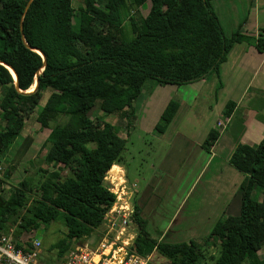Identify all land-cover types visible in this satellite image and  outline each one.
Returning a JSON list of instances; mask_svg holds the SVG:
<instances>
[{"label": "trees", "instance_id": "trees-1", "mask_svg": "<svg viewBox=\"0 0 264 264\" xmlns=\"http://www.w3.org/2000/svg\"><path fill=\"white\" fill-rule=\"evenodd\" d=\"M213 1L83 0L76 11L73 0H34L25 11L29 0H0V61L16 72L19 88L0 64V234L16 225L20 237L60 218L67 234L55 249L58 259L63 257L73 241L103 228L115 202L105 178L114 165H123L126 150L127 139L119 129L94 121L92 110L98 105L105 116L130 118L147 82L153 84L151 95L158 86L204 81L218 75L232 48L243 42L264 53V28L256 37L240 31L226 36ZM148 3V15L137 21L131 7L145 8ZM107 28L119 29L122 37L105 35ZM179 106L176 100L168 103L154 133L166 131ZM235 106L227 103L224 119ZM28 122L51 130L46 161L54 171L39 169L28 189L12 187L6 197L4 157ZM219 135L218 128L211 129L203 149L210 152ZM23 144L27 148L26 138ZM229 164L245 176L236 215L222 217L205 239L170 243L151 235L135 207L132 250L150 255L148 264H203L207 248L217 246L214 264H264V253L259 255L264 248V139L257 146L238 143ZM61 165L72 174L63 177Z\"/></svg>", "mask_w": 264, "mask_h": 264}, {"label": "rangeland", "instance_id": "rangeland-1", "mask_svg": "<svg viewBox=\"0 0 264 264\" xmlns=\"http://www.w3.org/2000/svg\"><path fill=\"white\" fill-rule=\"evenodd\" d=\"M82 5L83 0H73V7L76 11ZM212 5L215 13L219 17L222 27L225 30L224 32L229 37L234 34L231 33L233 30H235V33L238 31V28L233 29L235 28L236 23L241 22L244 24L245 20L249 17L250 11H254V9L257 11V18L256 20H253L254 22L256 21V27L254 22L250 21V25L248 26L250 34H255L260 28H264V0H218L214 1ZM150 6L151 4L148 3L145 8L136 9L131 7L130 13L137 21H139L141 18L148 15ZM105 9L110 11L111 8L108 5ZM130 32V25L127 24L125 33L127 36H130ZM104 33L105 35L113 38L122 37L119 29L115 28H107L104 30ZM235 57L236 54L233 55L232 59L234 60ZM211 83H213V77L210 78V84ZM152 86L153 84L151 82H147L145 84L141 95L133 104L135 112L130 118L123 117L121 114L105 116V114L100 111L98 105L92 110L90 116L94 119V121L100 119L115 125L119 129L121 137L127 139L126 150L123 153L124 159L122 166L127 171L130 181L138 184V190L143 189L142 193H144L147 191V187H149L150 196L156 192L158 195L162 190L167 192L170 191L171 196L172 192L177 190L179 195L183 193V197L187 194L190 184L194 183V179L191 183L189 181L186 183H180L182 179L178 180L177 177L179 172H181L180 163L175 161V164H173L175 169L173 168L172 172H167L161 168V161L165 156V151L169 149L172 143L185 138L196 141L197 134L199 138L202 134L201 131H203L205 127L207 130L208 127L205 125V119L207 115V107L212 105L213 93L209 88L206 89V92H200L194 86H182L179 88L175 86H158L155 88L157 93H155L154 97H151L149 93ZM3 92V89L0 87V98ZM181 99H184L186 104L191 107L186 110V112L189 113H184L182 109L180 114H178V118H175L174 122L170 125L165 134L152 132L154 125L158 123L159 118L168 103L171 100L180 102ZM162 102L163 104L160 106L159 104ZM248 106L254 107V102H251V104L248 103ZM156 109L157 111L155 112ZM258 110L262 115L264 109ZM183 115H185V118L181 121ZM55 124L56 123H51V126L54 127ZM50 132V129H43L38 123L28 122L23 133L15 141L13 147L7 151L4 157L6 162L1 171L2 179L6 182V197L10 194V189L12 187L28 189L32 181L38 178L36 174L39 169L54 171V168L46 161L49 151V146L46 145V139ZM25 138L28 142L27 148L23 144ZM220 149L221 146L218 150L220 151ZM221 158H223V156H221ZM223 159H216V161L209 166V168L207 167L208 170L205 177L202 178L201 183L196 185V188L193 189L189 195L184 215L193 216L196 214V209L201 210L203 208L201 206L203 199L205 198V203L208 200V197H204V190L209 187L207 180L214 178L221 167L224 168L225 164L223 163ZM199 166H203V164L199 163ZM60 167L63 168L61 173L63 177H68L72 174L68 167L64 168L62 165ZM227 167V169L225 168V170L221 172V179L222 176L224 177L225 175L231 174L230 171H234L233 175H237L238 177L239 175H242L233 166L228 165ZM193 170L196 171L195 164L190 163V169H185L184 174H187L186 178L193 175L195 172ZM118 172L120 173L119 168L115 166L111 175L110 173L109 175L107 174L108 179L107 181L105 180L107 182V185L105 182L106 187L111 186L110 180L117 177ZM177 183H179V185L175 187ZM173 197L178 200V196L174 195ZM212 198H217V196L214 195ZM173 205H171V207ZM233 210L235 211L236 209L234 208ZM231 213L234 214L233 212ZM201 214H204L203 210ZM165 224L167 223H162V225ZM162 225H158V228L161 230L164 229V226ZM215 225L216 223L208 222V220H202L201 223H185L184 226L177 229V239H169V237L166 236L163 239L170 243L184 242L191 239L202 240L210 235ZM152 226L153 223H149L147 225V230L153 237L158 239V231ZM43 229H45V232L42 234L41 238L42 248L46 253H51L52 251L53 254H56L55 245L60 240L66 238L67 234V229L63 220L59 218L57 221L47 227H44ZM134 230L136 232L135 227ZM85 241H82L81 243L83 244ZM92 241H95L94 237L89 239V242ZM207 250L208 252L205 256L206 260L203 264H214V261L219 256V249L217 246H211L210 248H207ZM263 253L264 248L259 250V255L261 257H263ZM156 264H161V260H158Z\"/></svg>", "mask_w": 264, "mask_h": 264}, {"label": "crops", "instance_id": "crops-1", "mask_svg": "<svg viewBox=\"0 0 264 264\" xmlns=\"http://www.w3.org/2000/svg\"><path fill=\"white\" fill-rule=\"evenodd\" d=\"M256 18L257 11L254 9V11H250L249 17L245 20L244 24L237 22L233 29L238 28L237 32L240 31L245 36L256 37L258 32L250 34L248 30L250 21L256 20ZM254 25L256 27V21ZM234 31L235 30L231 33H235ZM234 54H236V57L233 60L232 57ZM212 77L213 83L210 84V78ZM167 86L172 85L163 87ZM185 86H194L200 92H206V89L209 88L213 93L212 105L207 107L205 119V125L208 127L207 130L205 127L204 130L201 131L202 134L199 138L197 134L196 141L188 140L182 135L185 139H179L172 143L169 149L165 151V156L161 161V168L167 172H172V169H175L173 165L175 161L180 163L181 172L177 175L178 180L182 179L180 183H186L187 181L191 183L194 179V183L190 184L187 194L182 197L183 193L179 195L176 190L173 191L170 196V191L167 192L162 190L158 195L156 192L150 196L149 187H147V191L144 193H142L143 189L138 190V184L130 181L129 175L123 166L114 165L109 171L111 174L113 168L117 166L120 173L118 172V176L115 178H121V180L127 181L130 187H133L134 192L131 199L133 208H139L140 216L146 221L147 225L153 223L152 227L158 231L159 240H164L163 238H165V236L169 237V239H177V229L184 226L185 223H201L202 220L218 223L224 216L236 215L240 205V186L245 176L241 173L242 175L238 174V177L237 175H233L234 171H230L231 174L225 175L224 177L222 176L221 179L220 174L230 165V157L238 143L257 146L264 139V120L259 119V117L264 118V112H262L261 115L258 110L264 109V53L258 52L254 45H250L246 42L236 44L229 53L227 62L222 64L219 68L218 75L212 74L204 81ZM155 90L150 95L151 97H154L155 93H157ZM231 101L236 104L235 109L231 117L224 119L223 111L227 103ZM163 102L159 105L161 106ZM251 102H254V107L248 106V103L251 104ZM179 104L178 112L171 124L176 117L178 118V114H180L182 109L184 113H189L186 112V110L191 108L186 104L184 99H181ZM156 111L157 109L155 112ZM184 118L185 115H183L181 121H183ZM170 125L163 134L167 132ZM213 128H218L220 135L215 145L210 152H208L203 149L202 145L208 133ZM220 146L221 149L219 151L218 148ZM221 156H223L224 159L221 158ZM219 158L223 159L225 166L219 169L214 178L207 180L209 187L204 190V197H208L207 202L205 203L204 198L201 203L203 208L201 210L196 209V214L193 216L184 215L186 212L185 206L188 203L191 191L196 188V185L201 183L209 166ZM190 163L195 164L196 171L193 170L195 171L193 175L186 178L187 174H184L185 169H190ZM199 163H202L203 166H199ZM177 185H179V183H177L175 187ZM174 195L178 196V200L173 197ZM214 195H216L217 198H212ZM171 205L173 206L171 207ZM234 208L236 212L233 210ZM202 210L204 214H201ZM162 223L167 224L162 225ZM158 225L164 226V229L161 230L158 228Z\"/></svg>", "mask_w": 264, "mask_h": 264}, {"label": "built area", "instance_id": "built-area-1", "mask_svg": "<svg viewBox=\"0 0 264 264\" xmlns=\"http://www.w3.org/2000/svg\"><path fill=\"white\" fill-rule=\"evenodd\" d=\"M110 184L108 189L115 195V202L102 229L84 240L73 241L71 250L58 259L57 253L44 251L41 239L36 237L38 230L17 237L15 227L11 228L0 234V264H148L150 255L141 256L132 250L136 237L131 202L134 190L121 178L114 177ZM92 237L95 241L89 242Z\"/></svg>", "mask_w": 264, "mask_h": 264}, {"label": "water", "instance_id": "water-1", "mask_svg": "<svg viewBox=\"0 0 264 264\" xmlns=\"http://www.w3.org/2000/svg\"><path fill=\"white\" fill-rule=\"evenodd\" d=\"M34 0H29L26 8H25V11L28 10L29 6L31 5V3L33 2ZM24 16L25 14H23L22 18H21V22H20V30H21V34H22V37H23V19H24ZM24 38V37H23ZM36 52H38L44 59V61H46V57L45 55L40 51V50H35ZM0 64L5 66L6 68H8V70H10V72L12 73L14 79H15V83L17 85V88H18V77H17V74L16 72L13 70L12 67H10L8 64L4 63V62H1L0 61ZM38 84H39V80H38V76L36 77V81H35V89L34 91L36 90V88L38 87ZM19 89V88H18ZM32 91V92H34ZM21 92V91H20ZM24 93V92H22ZM26 93H31V92H26ZM45 232V229H41V230H38L37 232V239H41L42 238V234Z\"/></svg>", "mask_w": 264, "mask_h": 264}, {"label": "bare ground", "instance_id": "bare-ground-1", "mask_svg": "<svg viewBox=\"0 0 264 264\" xmlns=\"http://www.w3.org/2000/svg\"><path fill=\"white\" fill-rule=\"evenodd\" d=\"M34 86H35V85H34ZM34 86H33L30 90H32V89L34 88ZM30 90H29V91H30ZM29 91H28V92H29Z\"/></svg>", "mask_w": 264, "mask_h": 264}]
</instances>
